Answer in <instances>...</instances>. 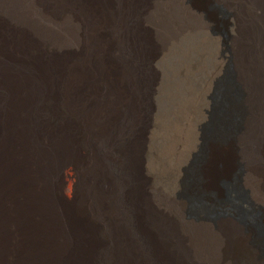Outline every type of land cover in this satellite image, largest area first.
I'll return each instance as SVG.
<instances>
[{
	"label": "bare ground",
	"instance_id": "6f19581e",
	"mask_svg": "<svg viewBox=\"0 0 264 264\" xmlns=\"http://www.w3.org/2000/svg\"><path fill=\"white\" fill-rule=\"evenodd\" d=\"M217 1L231 52L195 0H0V264H264L228 251L254 236L239 200L264 226V0ZM202 144L204 192L223 197L238 148L246 163L217 216L181 193Z\"/></svg>",
	"mask_w": 264,
	"mask_h": 264
},
{
	"label": "rangeland",
	"instance_id": "374dc122",
	"mask_svg": "<svg viewBox=\"0 0 264 264\" xmlns=\"http://www.w3.org/2000/svg\"><path fill=\"white\" fill-rule=\"evenodd\" d=\"M195 2L200 7H202V11L205 14V16L211 19L210 21L212 23L211 31L217 35H223L224 51L231 52L233 50L232 48L233 35L230 30V24L232 23V11H229V9L225 5L218 2L217 0H195ZM151 6H154L153 2L149 4V7ZM229 65L227 67L228 69L226 70V74L223 78V83L226 84L227 89H230L232 87L235 88V90H233V93H234V97L237 99L238 98L237 89L232 83L234 82V80H232V78L234 79V68L232 67V65L230 66ZM152 68L153 70H155L154 65H152ZM217 101H219V97L217 98ZM179 112H178V119L174 120L172 123V125H174L172 126L174 127L173 131L175 132L170 131V134L168 132L169 140L167 139V146L169 145V147L172 145V140L180 137L181 135L182 137L185 136L184 135L186 134L185 131H188V127L186 126L187 121L185 118L187 114L183 110H180ZM181 119L185 121H182ZM152 120H153V113L150 114L149 126L145 131L146 138ZM179 129H182L183 131ZM181 132L182 134H180ZM204 136L205 138L209 137L208 130L204 132ZM205 149H206L205 145L202 144L198 149L191 164L189 165L187 172L182 181L181 193L188 201L189 213L191 215H197L205 211L210 216H217L219 210H224L228 208L226 204L230 196H234V197L237 196L236 190L240 185V182L238 183V178H237L238 174L242 172V167L244 168L243 170H246L247 168H246V163L243 159L244 157L240 151V148H238L237 150H235V154H233V156L231 157V161L229 163V168L232 172V177H233L232 180L228 181V180L220 179L218 182V185L221 186V188L224 191L223 197L218 198L215 195V193L211 191L204 192L199 188V184L201 182V178L199 177V168L205 157V153H206ZM66 172L68 173L67 170L64 171V173ZM61 189L64 196L68 200L74 199L75 196L77 197L80 191H82L80 178L73 174H70V176H64ZM249 191L254 197L255 195L254 192L252 191V188H249ZM210 199L212 202L209 201ZM258 203L264 206L263 203H260L259 201ZM237 206L239 207L236 209L232 208L234 210L232 214H234L236 218L243 221L245 225H250L251 227H253L254 236L249 238L246 233L240 231L238 233L239 238L230 242L228 246V251L229 254L232 255L233 259L236 261L238 259L247 258L250 255L249 251H251L253 247L254 248L259 247L260 250L263 249L264 251V226L263 227L255 226L256 222H254L253 220H249L250 217H248L247 214L249 211L254 210L255 207H251V206L247 207L244 203V200L243 201L239 200Z\"/></svg>",
	"mask_w": 264,
	"mask_h": 264
}]
</instances>
